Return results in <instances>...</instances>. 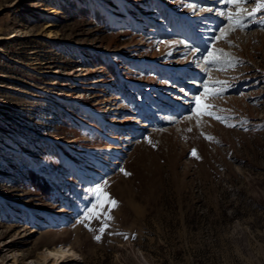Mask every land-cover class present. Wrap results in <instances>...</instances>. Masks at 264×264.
<instances>
[{"label": "rangeland", "instance_id": "obj_1", "mask_svg": "<svg viewBox=\"0 0 264 264\" xmlns=\"http://www.w3.org/2000/svg\"><path fill=\"white\" fill-rule=\"evenodd\" d=\"M213 1L0 0V264H264V10Z\"/></svg>", "mask_w": 264, "mask_h": 264}, {"label": "bare ground", "instance_id": "obj_2", "mask_svg": "<svg viewBox=\"0 0 264 264\" xmlns=\"http://www.w3.org/2000/svg\"><path fill=\"white\" fill-rule=\"evenodd\" d=\"M215 1H218L220 3H216ZM223 0H214L213 2L216 3V7H223L228 3L224 0V2H221ZM212 2V1H211ZM157 24V23H156ZM160 27L162 25L160 24ZM185 46V45H184ZM187 46V45H186ZM81 106L83 107L86 114H88L92 119H94L96 122H98L101 125L108 124L113 127H117L120 125L119 122L115 120H109L105 114L108 112H100L99 110L86 105L82 102H80ZM127 128V131L130 130L131 135H140L142 132L146 131L145 125H142L140 123H129L126 122L123 125ZM128 126V127H127ZM130 135V134H128ZM73 170L76 172L77 175H84L81 170H79L76 166L72 165ZM85 176V175H84ZM23 254L18 252L14 256V264H49L50 261H52V264H70L75 262L78 258L76 253L72 250V247L70 246H57L52 249H46L42 255L40 260H32L29 262H23L22 258Z\"/></svg>", "mask_w": 264, "mask_h": 264}, {"label": "snow or ice", "instance_id": "obj_3", "mask_svg": "<svg viewBox=\"0 0 264 264\" xmlns=\"http://www.w3.org/2000/svg\"><path fill=\"white\" fill-rule=\"evenodd\" d=\"M227 2L230 3V4H232L233 6H239L240 4L244 3L245 0H227ZM260 10H264V0H260V2L257 5L256 11H260ZM228 19L231 20L233 22V24H235V25H241L243 23V21L239 17V15H237L236 17H233V16L229 15L228 16ZM207 62L208 63H214L215 61L214 60H209ZM215 95H219V93H215ZM199 99H200V96H199V94H197L196 98L192 101V103H193L194 106L198 105ZM216 118L219 119V117H216ZM192 154L193 155H196L195 150H193V153ZM125 174H127V173H125ZM96 191L97 192H101V189L97 188ZM111 203L113 205H115L116 202L115 201H111ZM96 238L99 240L100 237H96Z\"/></svg>", "mask_w": 264, "mask_h": 264}, {"label": "trees", "instance_id": "obj_4", "mask_svg": "<svg viewBox=\"0 0 264 264\" xmlns=\"http://www.w3.org/2000/svg\"><path fill=\"white\" fill-rule=\"evenodd\" d=\"M30 177L33 179V181H34V186L35 187H41L43 190H44V192H45V186H46V184H44V185H41L39 182H38V179H37V176L33 173V172H30Z\"/></svg>", "mask_w": 264, "mask_h": 264}]
</instances>
